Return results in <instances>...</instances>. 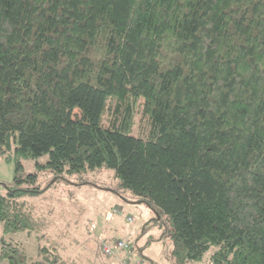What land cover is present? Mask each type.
<instances>
[{
    "label": "trees",
    "instance_id": "obj_1",
    "mask_svg": "<svg viewBox=\"0 0 264 264\" xmlns=\"http://www.w3.org/2000/svg\"><path fill=\"white\" fill-rule=\"evenodd\" d=\"M13 144L0 224L53 245L32 259L3 238L9 264H77L23 199L97 170L176 264H264V0H0V156ZM44 155L41 187L19 158Z\"/></svg>",
    "mask_w": 264,
    "mask_h": 264
},
{
    "label": "rangeland",
    "instance_id": "obj_2",
    "mask_svg": "<svg viewBox=\"0 0 264 264\" xmlns=\"http://www.w3.org/2000/svg\"><path fill=\"white\" fill-rule=\"evenodd\" d=\"M139 119L140 116L133 128V134L137 133ZM19 160L24 166L25 174H38L37 184L41 187L52 181V174L38 165L47 161L46 155L36 159ZM16 161L13 144L7 157L0 156V194H5L7 186L13 185ZM83 180L87 183L77 185ZM118 184L119 180L115 178L114 171L97 170L81 177L70 176L53 185L43 195L26 196L23 200L35 206L36 214L48 215L60 235L59 250L77 264L104 263L97 241L99 234L88 231L89 228L91 231L95 229L92 230V223H89L92 220L100 234L104 231L109 238L129 240L135 249L134 256L140 258L144 264H176L171 255V240L161 239L162 230L151 227L150 220L155 213L145 203L138 202L129 191L121 189ZM114 209H121L120 212L123 213H115L114 218L108 222L106 217L109 212H114ZM129 217H132V222L128 221ZM166 225H169L167 221ZM47 235L48 232L27 231L5 234L0 224V248L4 238L17 244L28 257L37 259L43 253L41 248H51L53 245V242L49 245ZM209 259L210 255L207 253L202 260L187 264H211ZM0 264L9 262L0 259Z\"/></svg>",
    "mask_w": 264,
    "mask_h": 264
},
{
    "label": "built area",
    "instance_id": "obj_3",
    "mask_svg": "<svg viewBox=\"0 0 264 264\" xmlns=\"http://www.w3.org/2000/svg\"><path fill=\"white\" fill-rule=\"evenodd\" d=\"M121 209H114V212L109 214V217L115 215V213L121 214ZM129 222H132V217L128 218ZM95 228L92 225V230ZM98 244L100 252L103 255V264H144L140 258L134 256V249L129 240L119 238H108L105 235L98 236ZM110 260H112L110 262Z\"/></svg>",
    "mask_w": 264,
    "mask_h": 264
},
{
    "label": "crops",
    "instance_id": "obj_4",
    "mask_svg": "<svg viewBox=\"0 0 264 264\" xmlns=\"http://www.w3.org/2000/svg\"><path fill=\"white\" fill-rule=\"evenodd\" d=\"M110 213H111V212H109L108 215H107V217H106V220H107L108 222H110V221L114 218V216L109 217V214H110ZM88 222H89V221H88ZM89 223H92V225L95 226V229H94L93 231H91L90 228H89V229H88L89 232H91V233H95V232H97V233L99 234L98 236H100V235H105V236H107V237L109 238V235L105 234L104 231H103L101 234L98 232V227H97L96 223H95L93 220L90 221ZM87 225H88V224H87ZM96 228H97V230H96ZM112 238H114V237H112ZM115 238H116V237H115ZM97 241H98V238H97ZM151 264H153V262H151Z\"/></svg>",
    "mask_w": 264,
    "mask_h": 264
}]
</instances>
